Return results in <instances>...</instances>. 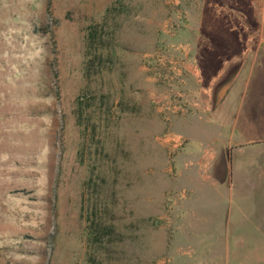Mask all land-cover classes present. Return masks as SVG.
I'll return each instance as SVG.
<instances>
[{
	"label": "rangeland",
	"instance_id": "rangeland-1",
	"mask_svg": "<svg viewBox=\"0 0 264 264\" xmlns=\"http://www.w3.org/2000/svg\"><path fill=\"white\" fill-rule=\"evenodd\" d=\"M216 1L0 0V264H264V12Z\"/></svg>",
	"mask_w": 264,
	"mask_h": 264
},
{
	"label": "crops",
	"instance_id": "crops-1",
	"mask_svg": "<svg viewBox=\"0 0 264 264\" xmlns=\"http://www.w3.org/2000/svg\"><path fill=\"white\" fill-rule=\"evenodd\" d=\"M214 0H212L213 2ZM219 1V0H218ZM216 1V2H218ZM249 2H251L252 4H256L259 5L258 8L256 7H250L251 9V16H255L258 12H261V10L264 12V0H248ZM211 5V3H210ZM232 9H234V14H230L229 17H244V14H242L239 10L238 5L234 2V4L232 5ZM257 12V13H255ZM259 15V14H258ZM230 25V24H228ZM227 25V26H228ZM223 26V25H222ZM239 26L241 25H237V26H231L229 29H227L228 32H239L240 28ZM225 62V61H224ZM261 153L258 155H252L253 159H252V163H247L245 157H249V156H244L241 159H238L237 161L242 160V162L246 165V167H243V170H241V168L236 165V173L238 175V181L236 182V185L239 186L241 188L242 185H245L243 187L248 188L250 186H252L253 188L261 187L264 186V151L261 149L260 150ZM233 160L234 158L230 156L229 158V162H230V166L232 164V174H234V165H233ZM246 161V163H245ZM213 162H215V159H210V157H205V155L203 154L199 160L196 161V169L194 171H190V174L192 177V185H194V187L197 188H203L204 187V182L205 183H210L211 186L215 187L217 191H224V190H228L229 186L233 187V185L235 184V182H233L234 180L230 181L229 176L227 177L225 183H221L218 180H216V177L214 176V171L212 170V165ZM242 164V165H244ZM226 172L229 173V167L227 166L226 168ZM231 174V175H232ZM223 185V187H222ZM219 188L221 190H219ZM225 188V189H224ZM206 189V188H205Z\"/></svg>",
	"mask_w": 264,
	"mask_h": 264
}]
</instances>
